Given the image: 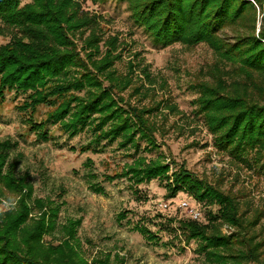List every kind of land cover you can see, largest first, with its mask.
<instances>
[{
	"label": "trees",
	"instance_id": "trees-1",
	"mask_svg": "<svg viewBox=\"0 0 264 264\" xmlns=\"http://www.w3.org/2000/svg\"><path fill=\"white\" fill-rule=\"evenodd\" d=\"M22 1L0 0V22L11 32L10 41L0 46V100L5 91L26 95L18 108L27 116L25 123L38 141L50 139L46 128L49 122L58 124L69 138L89 131L91 139L81 146L84 151H97L99 146L113 143L120 149H133L132 163L116 176L126 177L134 185L167 179L166 164L146 162L139 154L157 146L154 128L146 117L151 112L126 107L115 99L114 87L103 85L78 57L70 39V33L93 22L88 18L89 12L83 10V3L98 5L109 0ZM115 1L126 5L133 22L155 45L206 43L213 50L217 61L209 73L211 80L198 85V112L220 151L247 166L252 162L264 171V28L255 33L253 3ZM254 1L261 4L262 0ZM227 27L244 28L246 33L238 31L229 41L224 33ZM99 41L97 35H92L87 44L95 51ZM108 64L109 61L94 64L96 72L104 73ZM226 64L232 65L229 71L223 68ZM41 105L52 106L53 110L45 120L36 122L34 113ZM14 146L8 141L0 143V183L17 194L24 187L23 181L14 177L12 167L2 173ZM172 182H166L169 197L185 189L196 200L216 208L207 212V224L190 218L166 220L171 231L179 232L185 243L198 242L196 252L206 264H264V241L254 242L253 236H247V228L256 223L252 220L244 224L233 197L197 179L184 167L173 173ZM20 196L14 209L0 214V264H109L107 257L89 263L78 255L73 242L78 243L75 235L79 219L61 227L66 237L62 241L45 242V235L55 227L52 217L58 207L41 212L50 201L37 200L34 209L27 203L29 196ZM33 210L40 215L35 216ZM124 217L125 213L120 214L121 219ZM222 223L236 232L222 234ZM136 228L148 240L156 238L145 225Z\"/></svg>",
	"mask_w": 264,
	"mask_h": 264
},
{
	"label": "rangeland",
	"instance_id": "rangeland-1",
	"mask_svg": "<svg viewBox=\"0 0 264 264\" xmlns=\"http://www.w3.org/2000/svg\"><path fill=\"white\" fill-rule=\"evenodd\" d=\"M248 1L256 7L257 34L264 28V0L261 4ZM82 8L93 22L70 33L78 57L103 85L114 87L115 99L124 106L151 112L146 117L154 128L157 146L139 154L146 162L166 164L168 178L134 185L126 177L116 176L132 163L133 149H120L113 143L99 146L97 151H84L81 146L91 139L89 131L69 138L58 124L49 122L50 139L38 141L25 123L27 116L18 108L26 95L5 91L0 100V143L8 141L15 146L2 173L12 167L14 177L23 181L24 187L21 193L12 194L0 183V206L7 202L14 209L20 194L29 196L27 203L33 208L37 200L50 201L41 212L56 205L58 212L52 217L55 227L44 238L53 244L65 237L63 225L79 219L78 243H73L78 255L89 263L107 257L109 264H206L196 252L198 242L185 243L166 223L167 219H189L176 204L188 196L200 204V224H207V212L216 210L185 189L168 196L166 182L173 183V173L184 167L197 179L233 197L244 224L256 223L247 228V236H253L254 242L264 241V171L220 151L198 112V85L211 80L209 73L217 61L213 50L206 43L155 45L133 22L126 5L115 0L98 5L84 2ZM238 29L227 27L226 38L232 41L238 31L246 33L244 28ZM92 35L100 40L95 51L87 44ZM10 38L11 32L0 22V46ZM103 61H109L107 70L96 72L94 64ZM231 67L226 64L223 68L229 71ZM52 110L49 105L39 106L34 120H45ZM166 202L169 208L161 209L160 204ZM122 213L125 217L121 219ZM139 225L148 227L156 238L148 240L137 231ZM220 231L229 235L236 229L222 223Z\"/></svg>",
	"mask_w": 264,
	"mask_h": 264
},
{
	"label": "built area",
	"instance_id": "built-area-1",
	"mask_svg": "<svg viewBox=\"0 0 264 264\" xmlns=\"http://www.w3.org/2000/svg\"><path fill=\"white\" fill-rule=\"evenodd\" d=\"M192 197L188 196L185 199H180L179 201L176 202L177 207L181 210L184 211V214L186 217L198 221L202 218V211L200 209V204L195 202H191ZM169 204L166 203H161L160 207L163 210H166L169 208Z\"/></svg>",
	"mask_w": 264,
	"mask_h": 264
},
{
	"label": "clouds",
	"instance_id": "clouds-1",
	"mask_svg": "<svg viewBox=\"0 0 264 264\" xmlns=\"http://www.w3.org/2000/svg\"><path fill=\"white\" fill-rule=\"evenodd\" d=\"M11 207H14V205L13 206H9L7 204V202H5L4 206H0V214L4 213L5 211L11 210Z\"/></svg>",
	"mask_w": 264,
	"mask_h": 264
}]
</instances>
